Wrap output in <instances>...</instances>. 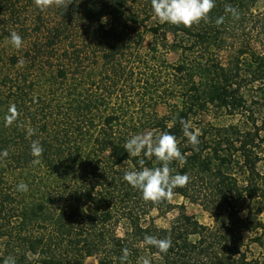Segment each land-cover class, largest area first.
Listing matches in <instances>:
<instances>
[{"label":"trees","instance_id":"16d2710c","mask_svg":"<svg viewBox=\"0 0 264 264\" xmlns=\"http://www.w3.org/2000/svg\"><path fill=\"white\" fill-rule=\"evenodd\" d=\"M257 2L215 0L206 19L185 27L161 23L151 0H53L43 8L0 0V151L8 152L0 157V264H122L123 249V264H264V53L238 34ZM213 111L233 122L202 120ZM181 120L199 130L198 145ZM145 130L177 137L184 162L169 168L189 181L173 194L199 203L212 224L181 205L171 226L160 227L151 211L167 213L171 198L146 201L124 181L140 159L161 166L124 149ZM21 182L28 191H17ZM146 234L171 247L160 252Z\"/></svg>","mask_w":264,"mask_h":264},{"label":"clouds","instance_id":"9594fccd","mask_svg":"<svg viewBox=\"0 0 264 264\" xmlns=\"http://www.w3.org/2000/svg\"><path fill=\"white\" fill-rule=\"evenodd\" d=\"M53 0H36L38 7H47ZM63 0H55L58 5ZM151 7L154 16L161 23H168L172 25H184L189 27L195 23H199L202 19H206L208 13L215 7V0H151ZM225 11L230 12L233 16L238 18V12L235 8L227 7ZM223 22V17L217 18L216 23ZM10 43L16 49L23 45L22 37L12 31L10 33ZM13 116L15 114L14 107L11 109ZM11 123V120H9ZM184 136L188 142L193 146L199 144V130L192 129L191 125L184 120H181ZM29 136L34 134V130L29 128L27 130ZM124 149L128 155L132 157H139L141 153L145 157H155L160 163V167L149 168L145 167L144 159L138 161L139 169L126 170L123 175L124 181L130 186L139 190L142 198L146 201L151 200L158 202L163 199H170L173 190L177 187H184L188 181L187 174H173L169 168V164L178 160L184 162V157L178 147L177 137L170 132H162L158 136L148 132L145 134L132 135L126 140ZM43 153V148L39 142L34 141L31 145V154L39 158ZM7 150L0 151V157H6ZM38 163V159L34 161ZM17 191H28L27 184L21 182L17 186ZM144 243L159 249L160 252L166 253L171 247L170 239H158L151 235L144 236ZM129 253L127 249L122 250L121 262L127 260ZM3 264H16L14 259H6ZM141 264H150L147 258H144Z\"/></svg>","mask_w":264,"mask_h":264},{"label":"rangeland","instance_id":"374dc122","mask_svg":"<svg viewBox=\"0 0 264 264\" xmlns=\"http://www.w3.org/2000/svg\"><path fill=\"white\" fill-rule=\"evenodd\" d=\"M243 23L238 26V34H240L241 39L245 42L250 43L252 46L264 53V0H258L255 6L252 8V11L247 13V15L242 18ZM239 43L241 42L240 39ZM150 41V37L147 38L145 45L147 46ZM238 42V41H237ZM242 43V42H241ZM223 56H226V52L222 53ZM167 58L170 62H176L179 58V55L176 52H170L167 55ZM137 89L129 90L127 92V99L130 102V105H133L139 102ZM158 110L160 113L164 114L167 112V108L163 104H159ZM204 121H211L214 124H224L233 122L232 117L216 114V111L204 114L201 116ZM149 130H145L141 134L148 133ZM171 201L173 207L167 213H161L156 209L151 211V218L154 219L155 223L160 227L169 228L173 220L177 217L179 213V208L183 205L186 211L195 216L196 219L203 224H212V218L210 214L203 209V207L196 202H193L177 193L172 194ZM126 228V221L120 219L119 226L117 231L120 235L123 234ZM86 264H97V259L95 257H88L85 261Z\"/></svg>","mask_w":264,"mask_h":264}]
</instances>
